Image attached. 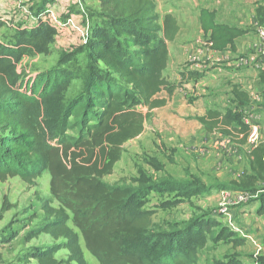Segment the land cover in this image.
Returning a JSON list of instances; mask_svg holds the SVG:
<instances>
[{
	"label": "trees",
	"instance_id": "obj_1",
	"mask_svg": "<svg viewBox=\"0 0 264 264\" xmlns=\"http://www.w3.org/2000/svg\"><path fill=\"white\" fill-rule=\"evenodd\" d=\"M54 1L41 3L38 27L23 30L14 45H0V180L20 178L34 187L49 172L50 192L59 204L44 207L47 221L28 237L31 241L47 234L58 243L44 251H29L22 261L88 264L86 250L99 264H197L213 233L211 220L157 223V211L146 208L145 198L165 182L138 189L104 182L120 161L122 147L143 134L146 117L166 106L158 96L174 92L165 72L170 62L168 42L179 31L176 19L167 15L161 23L152 0H98L101 11L94 14L96 25L84 44L88 61L84 88L66 100L73 76L64 69L55 67L31 77L16 70L29 49L43 53L51 43L52 28L40 15L48 13L47 4ZM257 13L264 24V7L259 6ZM213 30L211 40L218 50L245 33L225 26ZM259 80L264 99V70ZM233 94L237 103L249 102L248 93L240 88L234 87ZM200 122L208 131L234 137L241 145L250 133L240 115L230 111L210 110ZM261 152L259 148L252 153L250 173L214 187L257 194L258 184L264 182ZM183 190L188 197L207 191L193 184ZM253 201L260 203L257 214L264 216V194ZM234 237L222 227L217 240ZM235 241V246L245 244ZM62 250L68 258L59 261L56 256ZM257 260L264 264V255ZM216 264L244 263L228 257Z\"/></svg>",
	"mask_w": 264,
	"mask_h": 264
},
{
	"label": "rangeland",
	"instance_id": "obj_2",
	"mask_svg": "<svg viewBox=\"0 0 264 264\" xmlns=\"http://www.w3.org/2000/svg\"><path fill=\"white\" fill-rule=\"evenodd\" d=\"M152 1L157 6L161 23L167 15H171L179 28L174 41L168 42L170 62L165 76L173 86L180 77L179 71L183 65H191L194 58L199 60L204 55L199 52L198 45L199 41H207L201 29V7L208 6L209 12H218L221 22L232 26L244 24L245 30H249L252 28V20L254 27H259L253 10L257 4H264V0H205L201 5L197 0ZM42 2L43 0H0V45H14L15 38L23 30L29 31L40 25L36 12ZM47 5L49 12L40 16L42 22H49L52 28L49 33L51 43L44 47L43 53L29 49L16 65V70L20 76L31 77L55 67L64 69L73 76L71 86L65 93L66 100H70L84 88L88 72L84 44L89 29L96 25L94 14L100 13V3L98 0H55ZM211 18L212 16H202L205 24L208 23L207 19L212 23ZM56 19L64 23L72 20L73 23L64 30L59 27L57 29L54 23ZM244 54L246 52L238 54L232 60V67H226L228 63H216V67L219 65L218 69L222 64L225 65V73L213 74L222 82L219 90L226 85L224 81L227 80V87L234 82L229 79L226 69L229 72L234 69L235 72L231 74H243L246 71L243 67L235 66L238 59L259 60L258 53L252 57ZM243 80H246V89L256 86L254 75H245ZM226 86L215 95L217 109L222 108L223 100L229 103V90ZM153 111L146 117L143 134L122 147L120 161L114 166L113 173L104 178V182L110 187L135 189L165 182L166 186L145 198L146 208L157 211V223L181 224L195 218L213 222V233L207 237L206 248L200 252L197 264H216L228 257H240L247 264H257V258L264 254V238L259 232L253 234V229L258 226L253 219L254 214H249L248 218L242 216L240 192L214 187L235 180L241 174L251 149L245 150L234 137L222 135L218 131L210 132L204 126L199 130L193 128L188 133H182L168 123V118L161 111ZM145 112L147 114L146 110ZM156 113L161 115L160 118ZM188 120L194 121L193 118ZM50 183L49 172L44 173L34 187L20 178L0 180V264H38L36 260L23 262L22 258L29 251H44L58 243L47 234L31 241L28 239L33 230L47 221L44 207L59 206L51 195ZM190 184L204 187L207 191L197 197H188L183 188ZM254 203L251 199L244 207L250 209ZM247 219H251L250 224ZM229 224L238 231L231 229ZM222 227L233 232L235 240H243L245 244L235 246L236 241L230 238L218 241L217 235ZM241 233L245 236L252 234L254 237L249 240L243 238ZM84 252L88 264H99L86 250ZM56 258L59 261L67 260L68 252L62 250Z\"/></svg>",
	"mask_w": 264,
	"mask_h": 264
},
{
	"label": "crops",
	"instance_id": "obj_3",
	"mask_svg": "<svg viewBox=\"0 0 264 264\" xmlns=\"http://www.w3.org/2000/svg\"><path fill=\"white\" fill-rule=\"evenodd\" d=\"M205 0H197V2L201 5ZM259 6L264 7V4L260 3L256 5V8L253 10L254 17L256 19L255 22L258 23V26H263L264 24H260L258 22V13L257 8ZM207 7H201L200 9V22H201V29L204 36L207 38V41H212L214 30L213 28L216 26H225L231 27L238 30H245L244 24L238 25H228L225 22H221L219 19L218 12H209ZM202 16H212V23L208 22L205 24L202 20ZM252 20V28L249 30H245L244 34L238 35L234 37L233 40L229 41L226 46L218 50L215 47L212 51H207L199 57L197 63H192L191 65H183L181 70L179 71L180 77L176 79V83L174 84V92L171 98V95L167 92H163L158 96V99L167 100V104L164 107L158 108L153 112L161 111L163 115H166L168 123L174 127V129H179L182 133H188L189 130L195 129L199 130L203 127L202 123H200V119L207 116L210 110H219L223 114H226L228 111H231L233 114L240 115L241 120L246 125L250 123H255L259 127V139L256 144L251 145L249 144V136L247 141L241 147L245 148V150L251 149V151L247 155V164L245 169L241 172V174L235 179L238 180L240 176L248 172L250 173V160L252 159V153L256 150L261 148L262 156L264 159V102H263V92L262 86L260 84L259 75L260 72L264 70V62H255L251 64L250 67L244 68L246 71L241 74H231V72H235L231 70L230 72L226 69L229 75V79L233 80L230 86L227 85V80L223 83H226V88L229 90V103L225 102L224 100L221 102L220 109L215 107V95L220 93L224 90L225 86L219 90L220 85L222 82H219L213 74L217 73H225L224 67L225 65L222 64L221 67L218 69V66L215 65L219 64L220 62L228 63L226 67H232V60L237 58V55L240 53L246 52L245 56H254L257 54L261 41L257 35V27H254L255 23ZM248 31H255L256 33H248ZM217 63V64H216ZM232 69V68H231ZM243 69V68H242ZM250 75L251 77L254 75L256 77V86L250 87V89H246V80L244 79L245 75ZM218 87V88H217ZM238 87L243 92L248 93L249 95V102L245 105H241L236 102L235 96L233 94V88ZM255 96V97H254ZM212 97V98H211ZM206 102V104H204ZM232 102V103H231ZM156 116L160 118L161 115L156 113ZM253 116V118L251 117ZM189 118H193L194 121H189ZM193 130V131H195ZM178 133V131H177ZM250 135V133H249ZM250 147V148H249ZM230 149V147L228 146ZM258 188L260 191L257 193L258 196L264 194V182L258 184ZM260 206L259 202H255L253 206L249 208L242 206L241 209L242 216L244 218H248L249 214H254V222L258 226L253 229V234L259 232L262 234L264 238V216H259L257 214V210ZM254 209V210H251ZM251 219H247V223L250 224ZM243 238L251 240L254 236L250 235H242ZM252 236V237H251ZM243 241V240H242ZM264 246V245H263ZM264 255V254H261ZM238 259L241 260L240 257ZM250 264V263H248Z\"/></svg>",
	"mask_w": 264,
	"mask_h": 264
},
{
	"label": "built area",
	"instance_id": "obj_4",
	"mask_svg": "<svg viewBox=\"0 0 264 264\" xmlns=\"http://www.w3.org/2000/svg\"><path fill=\"white\" fill-rule=\"evenodd\" d=\"M55 28L58 29H66L69 27V24H72V20H69L67 23H64L62 20H55ZM88 35V33H87ZM257 35L259 40L261 41L260 44V48L258 50V59L259 60H250L252 58H240L238 59L235 64V66L237 68H246V67H250L251 64H253V62H264V27L263 26H259L257 28ZM87 39V38H86ZM86 43V42H85ZM199 45V52H202V54H204L207 51H212L214 48V43L212 41H199L198 42ZM199 57V56H198ZM195 61H193L192 63H197L198 60L197 58H194ZM255 97V96H254ZM250 127V135H249V144L254 145L257 143L258 139H259V127L255 124V123H250L248 125ZM240 197H241V204H247L251 199H258V194H252V193H248V192H240ZM230 226V224H229ZM231 229L238 231L235 226L231 225L230 226ZM259 264V263H257Z\"/></svg>",
	"mask_w": 264,
	"mask_h": 264
}]
</instances>
